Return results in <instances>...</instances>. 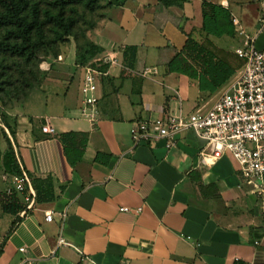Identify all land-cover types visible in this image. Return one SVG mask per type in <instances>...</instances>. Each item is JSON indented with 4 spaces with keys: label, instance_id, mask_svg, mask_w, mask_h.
Returning a JSON list of instances; mask_svg holds the SVG:
<instances>
[{
    "label": "crops",
    "instance_id": "crops-1",
    "mask_svg": "<svg viewBox=\"0 0 264 264\" xmlns=\"http://www.w3.org/2000/svg\"><path fill=\"white\" fill-rule=\"evenodd\" d=\"M131 1L136 13L146 15L140 19L143 28L138 22L127 28L108 16L91 35L104 48L101 57L138 46L136 74L128 71L123 52L121 64L108 66L97 123L79 114L82 68L66 80L63 95L53 92L54 97L42 99L43 108L17 113L10 139L18 162L42 194L26 216L13 215L2 209L5 185L0 183V264H264V194L241 181L232 159L224 156L205 165L206 142L193 131L180 135L171 149L162 140L135 146L131 137L134 121L179 108L186 112L185 105L190 113L216 100L218 92L211 99H190L192 88L202 95L198 80L169 69L188 34L199 42L214 38L201 28L204 0L170 7L159 0H127L125 5ZM209 1L230 9L248 32L257 30L260 0ZM150 28L170 41L158 48L153 64L143 61L149 49L143 51L140 44ZM262 35L259 48H264V42L258 44ZM147 67L155 74L143 76ZM46 124L55 131L44 132ZM71 131L88 138L76 164L61 140ZM98 153L111 157L97 161ZM63 210L67 216L61 230L58 213ZM47 211L54 213V221L46 220ZM61 231L70 245L58 246Z\"/></svg>",
    "mask_w": 264,
    "mask_h": 264
},
{
    "label": "built area",
    "instance_id": "built-area-1",
    "mask_svg": "<svg viewBox=\"0 0 264 264\" xmlns=\"http://www.w3.org/2000/svg\"><path fill=\"white\" fill-rule=\"evenodd\" d=\"M233 23L240 38V45L235 49L244 65L218 91V96L209 108H198L185 113L182 108L176 112H168L162 117L152 120L134 121L131 137L135 146L141 143L164 141L168 149L175 147L179 136L186 131H193L196 136L206 142V150L202 153V162L210 165L230 153L238 164V174L243 183L253 185L258 194H264V48L257 47V39L264 34V0H260L258 28L250 33L242 26L237 17ZM123 49L112 52L106 57H99L93 63L82 67L83 80L80 87V117L97 123L100 119V88L103 78L109 71L103 65L121 64L120 54ZM62 60L63 56L60 55ZM136 74L134 69H128ZM149 67L141 74L148 76ZM43 131L53 133L50 124L43 126ZM21 174L12 175L11 186L6 189L7 196H22L25 207L19 212L21 217L28 214L37 203V191L33 181L19 163ZM121 211H132L130 207H121ZM142 208L136 209L141 212ZM67 216L66 210L58 213L61 230ZM47 221H54L52 211L45 213ZM70 245L66 238L59 236L58 246ZM22 250H24L22 248Z\"/></svg>",
    "mask_w": 264,
    "mask_h": 264
},
{
    "label": "trees",
    "instance_id": "trees-1",
    "mask_svg": "<svg viewBox=\"0 0 264 264\" xmlns=\"http://www.w3.org/2000/svg\"><path fill=\"white\" fill-rule=\"evenodd\" d=\"M185 1L188 0H159V3L163 7H170ZM126 2L127 0H118L117 4L111 1L108 4L112 7L124 6ZM81 3L86 10L92 11L99 0H0V51L12 58L15 63L23 62L22 71L26 83L29 82L30 76L40 72L39 66L44 57L62 55L59 44L67 37L76 38L78 44L76 62L80 68L93 63L99 58L94 59V56L104 52V48L95 43L91 35H87L78 27L80 10L77 5ZM202 18L201 28L207 35L219 38L225 35L237 36L232 12L223 5L204 0ZM96 26L95 24L92 29ZM80 36H83V45H80ZM137 49L136 45L126 46L123 49L124 62L130 69H133L136 64ZM235 55L238 59L237 64L222 57L206 41L199 42L188 34L184 46L170 62L169 69L198 80L201 93L213 95L243 67L244 60L236 53ZM101 68L108 70V65H103ZM2 90L3 83L0 82V91ZM0 103H3L2 99ZM5 125L10 130L6 123ZM12 130L11 134L14 135V129ZM5 136L8 148L0 156V172L3 171L9 176L19 175L21 169L15 148L6 131ZM78 137L82 138L78 140ZM61 140L65 144L71 163L76 164L83 158L88 141L86 134L66 132L61 134ZM106 156L108 159L111 157L98 153L96 160L104 161ZM41 194V190L37 188V199ZM2 198L1 206L6 213L16 215L25 207L22 196L18 194L7 196L4 191Z\"/></svg>",
    "mask_w": 264,
    "mask_h": 264
},
{
    "label": "rangeland",
    "instance_id": "rangeland-1",
    "mask_svg": "<svg viewBox=\"0 0 264 264\" xmlns=\"http://www.w3.org/2000/svg\"><path fill=\"white\" fill-rule=\"evenodd\" d=\"M108 3L109 0H99L98 5L92 11L86 10L82 3L78 4L77 8L80 10V20L78 27H80V29L83 30L87 35H93L96 28L98 27L99 29L102 21L110 16L113 18V21L116 24L124 25L128 28L131 26L134 27L135 23L138 22L141 23V28H143L142 21L145 20L146 15L136 13V6L134 5V2L131 1L122 7H112L109 6ZM140 19L142 20L141 22ZM95 24L97 26L95 29H92ZM141 28L137 27V30H135V37H139V34L142 30ZM151 29L152 28H150V31H148L146 41L141 42L140 44H143V51L145 49H149V51H147L148 56L143 58V61L153 64V55L156 56V52L159 50L158 48L170 43V41L165 35L161 33L156 34L153 32L152 34ZM237 37L238 36L219 38L214 36V38H210L206 36L201 41H206L210 46L217 50L222 57H226L231 60L232 63L237 64L238 59L235 55V48L240 45ZM79 39L80 45H83V36H80ZM135 41L138 40L135 39ZM173 41L175 44L181 42L179 38L173 39ZM263 42L264 35L260 37L258 44L261 45ZM59 47L60 53L63 55V59L60 60L59 57H55L53 55L44 57L39 66L40 72L30 76L28 83L25 82V75L22 71L24 69L22 68L23 62L15 63L12 58L0 51V82L3 83V90L0 91V99H2V102L4 103H0V156L8 148L4 131H6L9 137H11L10 132H13L12 129H15V125L18 123L19 114L17 113L22 110L26 113L35 112L36 110H39V107L43 108L40 105L42 104V99L54 97L53 92L63 95L66 90V80L71 77L72 72L80 68L76 62V54L78 50L76 38L74 36L67 37L60 42ZM257 47L259 48L258 45ZM102 55L103 54H97L94 56V59ZM150 68L152 72L149 75L151 76L155 74V71L152 69V67ZM74 89L77 91L76 85H74ZM190 93V99L212 98V95L207 94H202L200 97H197L196 88H192ZM192 104L190 107H192ZM185 108V113L187 114V109H189V107L185 105ZM5 123L10 127V132ZM224 156L232 159L235 166L238 167L236 160L230 153H226ZM0 177L2 178V180L0 178V183L5 185V189L3 190L4 192L12 185L11 178L9 175L4 174L3 171L0 172Z\"/></svg>",
    "mask_w": 264,
    "mask_h": 264
}]
</instances>
